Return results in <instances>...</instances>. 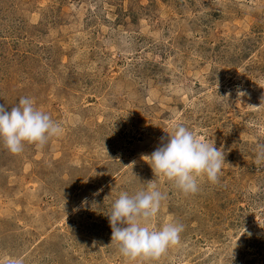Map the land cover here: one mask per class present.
I'll return each instance as SVG.
<instances>
[{
    "label": "rangeland",
    "instance_id": "obj_1",
    "mask_svg": "<svg viewBox=\"0 0 264 264\" xmlns=\"http://www.w3.org/2000/svg\"><path fill=\"white\" fill-rule=\"evenodd\" d=\"M20 98L63 133L0 141V264H264V0H0V104ZM177 123L225 156L196 194L142 159ZM149 181L150 226L184 230L130 261L106 215Z\"/></svg>",
    "mask_w": 264,
    "mask_h": 264
},
{
    "label": "clouds",
    "instance_id": "obj_2",
    "mask_svg": "<svg viewBox=\"0 0 264 264\" xmlns=\"http://www.w3.org/2000/svg\"><path fill=\"white\" fill-rule=\"evenodd\" d=\"M62 133V125L38 109L31 98H20L10 110L0 104V141L13 155L22 153L26 143L42 148ZM142 159L154 175L165 177L184 195L196 194L201 178L218 183L225 162L221 148H216L213 141L198 139L181 123L173 126L171 134L167 133L166 143ZM255 162H264V144H257ZM164 199L165 194L149 181L147 190L133 195L121 192L112 203L106 215L112 230L111 242L123 257L130 261L158 260L180 243L183 224L168 222L159 229L150 226Z\"/></svg>",
    "mask_w": 264,
    "mask_h": 264
}]
</instances>
